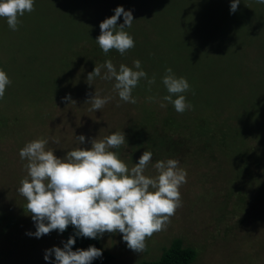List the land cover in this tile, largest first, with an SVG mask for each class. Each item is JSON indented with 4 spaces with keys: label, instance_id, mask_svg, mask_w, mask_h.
Wrapping results in <instances>:
<instances>
[{
    "label": "rangeland",
    "instance_id": "374dc122",
    "mask_svg": "<svg viewBox=\"0 0 264 264\" xmlns=\"http://www.w3.org/2000/svg\"><path fill=\"white\" fill-rule=\"evenodd\" d=\"M231 2L34 0L17 31L0 18V69L11 80L0 99V264H55L54 253L44 259L46 250L64 247L56 230L28 235L36 227L17 191L27 175L20 149L46 138L63 158L114 131L125 134L126 143L113 151L129 168L148 150L153 158L145 175H155L157 160L174 158L187 182L182 206L143 253L128 248L121 233L103 234L109 264L158 260L177 238L196 249L190 264H264V4L240 0L233 13ZM118 6L132 11L126 31L135 47L106 55L95 39ZM106 60L117 69L140 60L155 83L141 79L132 92L137 102H124L114 81H87ZM169 67L191 86L184 95L193 107L183 114L162 99ZM95 92L113 98L90 111Z\"/></svg>",
    "mask_w": 264,
    "mask_h": 264
},
{
    "label": "clouds",
    "instance_id": "9594fccd",
    "mask_svg": "<svg viewBox=\"0 0 264 264\" xmlns=\"http://www.w3.org/2000/svg\"><path fill=\"white\" fill-rule=\"evenodd\" d=\"M239 2L232 0L231 12L237 10ZM256 2L264 4V0ZM34 10V0H0V18L5 19L13 31L18 30L19 17ZM121 15L124 22L118 24ZM133 21L132 11L118 6L114 15L100 23V35L95 41L104 54L116 50L124 55L135 47L134 38L126 31ZM102 69H106L103 75ZM97 77L114 81L113 90L120 100L132 104L137 102L132 92L141 79L148 85L155 83V76L148 78L140 60H134L133 67L120 64L118 69L111 60H106L102 65H95L87 76L88 83L92 84ZM162 83L168 93L162 99L172 104L177 113L183 114L193 107L184 95L191 90L185 77H177L169 67ZM10 84L7 73L0 69V99ZM112 98L95 92L89 100V110L102 109ZM166 106L160 103L161 108ZM76 139L79 145L85 142L84 135ZM52 142L60 143L58 138ZM125 143V134L114 131L101 139H92L91 148L77 147L60 158L53 149L47 148L49 140L46 138L27 142L19 151L21 160L27 161L24 165L27 175L21 179L17 191L25 198L24 208L35 222L36 231L28 235L39 238L53 230L63 233L72 225L77 236L97 239L106 232H118L128 248L146 251V241L166 230L170 218L182 206L180 188L187 182V171L179 166L177 159L169 158L152 165L155 175H145L153 158L148 150L129 168L113 151ZM74 244L75 238L70 236L63 248L54 246L46 250L44 259L49 260L54 253L55 264H91L102 256V250L95 246L73 251Z\"/></svg>",
    "mask_w": 264,
    "mask_h": 264
},
{
    "label": "trees",
    "instance_id": "16d2710c",
    "mask_svg": "<svg viewBox=\"0 0 264 264\" xmlns=\"http://www.w3.org/2000/svg\"><path fill=\"white\" fill-rule=\"evenodd\" d=\"M64 243L70 236L75 238V244L72 246L73 251L77 249H87L89 246H95L102 250V256L94 259L91 264H109L113 255L105 250L101 244L100 238L91 239L76 235L74 226L69 225L63 232ZM197 256L196 249L192 246H184L181 238H177L158 260L144 261L140 264H190Z\"/></svg>",
    "mask_w": 264,
    "mask_h": 264
}]
</instances>
